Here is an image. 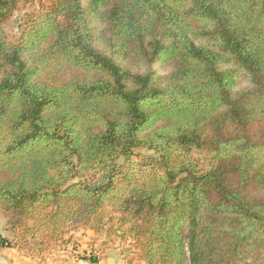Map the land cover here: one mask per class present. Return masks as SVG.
Returning <instances> with one entry per match:
<instances>
[{
	"label": "trees",
	"instance_id": "obj_1",
	"mask_svg": "<svg viewBox=\"0 0 264 264\" xmlns=\"http://www.w3.org/2000/svg\"><path fill=\"white\" fill-rule=\"evenodd\" d=\"M18 1L0 0V210L21 242L0 247L110 208L145 264H264V0H48L14 43Z\"/></svg>",
	"mask_w": 264,
	"mask_h": 264
},
{
	"label": "rangeland",
	"instance_id": "obj_2",
	"mask_svg": "<svg viewBox=\"0 0 264 264\" xmlns=\"http://www.w3.org/2000/svg\"><path fill=\"white\" fill-rule=\"evenodd\" d=\"M47 1L48 0L18 1L16 9L3 27L10 41L14 43L19 41L26 22L31 19L39 11L41 5L46 4ZM82 1L85 2V0ZM149 70H154L157 73H164L159 63H153L150 66L133 67V71L136 72H147ZM249 84L247 75L242 74L238 80L237 87L243 88ZM135 153L133 161L141 164L146 162L148 158L154 156L152 151L145 149H138ZM191 156L197 161L199 168L203 170H208L210 168L212 157L205 150L193 149L191 151ZM109 215L115 217L118 214L111 213L110 208H105L98 214L96 219H92L88 224L70 223L67 233L62 235L57 241L47 240L48 238L45 236L47 230L36 228L38 227L37 224L35 226V229H37V234L34 236L35 238L30 241L28 246L25 245L26 247L23 248L22 252L25 254H37V248H39L45 249L42 254L61 252V254H71L74 258L82 259V257H90L92 255L95 257L101 256V254L104 253L103 248L105 247V249H119L118 252L123 256L126 264H145L144 261L139 258L137 249L133 248L131 238L125 232L127 226H124L119 230L111 226L116 220L114 218L112 221H109ZM28 225L29 227H32L33 222L31 220L28 221ZM106 229H110L107 234L105 233ZM0 236L18 244L21 242V239L18 236L17 240H14V233L7 228L6 218L1 210Z\"/></svg>",
	"mask_w": 264,
	"mask_h": 264
},
{
	"label": "crops",
	"instance_id": "obj_3",
	"mask_svg": "<svg viewBox=\"0 0 264 264\" xmlns=\"http://www.w3.org/2000/svg\"><path fill=\"white\" fill-rule=\"evenodd\" d=\"M104 253L96 257L97 262L74 258L71 254H25L13 247H0V264H126L119 249L103 248Z\"/></svg>",
	"mask_w": 264,
	"mask_h": 264
}]
</instances>
